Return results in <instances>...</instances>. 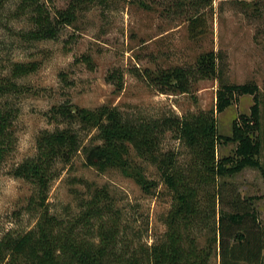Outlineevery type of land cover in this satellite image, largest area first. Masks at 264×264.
Masks as SVG:
<instances>
[{
  "label": "trees",
  "instance_id": "1",
  "mask_svg": "<svg viewBox=\"0 0 264 264\" xmlns=\"http://www.w3.org/2000/svg\"><path fill=\"white\" fill-rule=\"evenodd\" d=\"M65 1L66 7L58 9L50 0H18L16 12L29 13L30 34L39 38L54 36L58 28L70 25L83 6L109 3ZM213 1L168 0L166 10L181 15L188 37L196 39L209 27ZM229 1L251 7L255 15L260 13L258 6L264 4V0ZM218 58L219 53L209 49L199 53L192 65L134 69L131 73L160 93L190 94L199 80L218 79ZM82 60L91 64L88 56ZM37 66L34 61L15 62L9 75L0 76V165L16 143L14 121L19 107L9 97L20 92L15 79ZM107 80L113 81L114 75ZM115 84L118 89L122 87L121 75H117ZM245 94L253 99L249 114L240 113L232 119L230 135L218 133L217 114ZM214 98L212 108L181 116H135L117 106L80 108L68 101L53 106L49 119L65 126L43 131L35 154L13 167L12 175L37 184V195L44 200L57 174L55 162H69L80 152L87 166L98 172L117 169L148 194L158 182L145 174L141 164L146 163L155 168L170 194L171 203L163 217L165 230L150 244L134 240L121 225L120 210L108 204L105 188H96L90 199L81 201L75 214L59 217L41 208L33 226L22 232H5L0 237V264H209L217 249L219 264H264V230L255 225L254 211L221 207L226 183L219 180L249 167L260 172L264 183V165L259 160L261 141L255 135L260 128L258 86L254 82L221 83ZM80 130L89 133L87 142L80 137ZM167 132L185 149L183 159L177 149L162 148ZM226 143L235 144L232 153L217 157V146ZM230 203L238 207L242 199L237 196ZM199 237L203 244L198 242Z\"/></svg>",
  "mask_w": 264,
  "mask_h": 264
},
{
  "label": "rangeland",
  "instance_id": "2",
  "mask_svg": "<svg viewBox=\"0 0 264 264\" xmlns=\"http://www.w3.org/2000/svg\"><path fill=\"white\" fill-rule=\"evenodd\" d=\"M50 1L58 9L66 7L65 0ZM167 2L109 0L107 5L83 6L71 24L58 28L54 36L35 38L30 34L29 13L16 12L18 0H0V76L9 75L15 62L38 63L36 70L15 79L20 92L9 96L17 101L19 112L14 121L15 148L0 165V237L7 231L22 232L33 226L41 208L59 217L77 213L81 201L90 199L96 188H105L108 204L120 210L121 225L134 240L150 244L165 230L163 217L171 203L170 194L155 168L146 163L141 164L145 174L158 182L148 194L117 169L98 172L87 166L80 152L69 162H55L57 174L44 200L37 195V184L12 175L13 167L35 154L43 131L65 126L64 122L51 121L49 111L66 101L80 108L117 106L135 116H181L212 108L221 83L254 82L260 116L255 135L261 141L259 160L264 165V4L258 6L260 13L255 15L251 7L214 0L206 33L191 39L183 17L173 14V9L166 10ZM209 49L219 53L221 73L217 80H199L190 94L160 93L131 73L134 69L192 65L199 53ZM84 56L90 57L89 66L82 60ZM109 75H114L113 81L107 80ZM117 75L122 77L120 89L115 84ZM252 103L251 95H241L218 113V133L230 135L232 119L240 113L249 114ZM72 127L78 129L77 124ZM88 134L79 131L83 142H87ZM161 146L177 149L180 159L186 155L170 132L164 135ZM234 148V143L220 144L216 155H229ZM219 180L226 183L221 207L254 211L255 225L264 230L260 172L246 167ZM237 196L242 199L241 206H232L230 201ZM198 242L203 244V238ZM218 252L212 254L209 264H219Z\"/></svg>",
  "mask_w": 264,
  "mask_h": 264
}]
</instances>
